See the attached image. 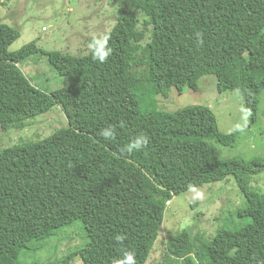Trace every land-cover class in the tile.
<instances>
[{
  "label": "trees",
  "instance_id": "16d2710c",
  "mask_svg": "<svg viewBox=\"0 0 264 264\" xmlns=\"http://www.w3.org/2000/svg\"><path fill=\"white\" fill-rule=\"evenodd\" d=\"M134 8L145 15L144 25ZM105 34L113 53L101 64L91 51L42 50L36 41L10 51L21 30L0 22L1 128L27 127L57 104L70 124L40 141L0 150V264H19L32 242L83 222L133 179L137 198L120 205L62 264L75 256L84 264H113L125 251L146 264L175 194L229 175L245 195L239 216L249 222L221 226L211 238L182 228L166 241L168 254L178 264H264V188L253 184L264 158H215L209 139L233 146L238 131H221L208 105L166 111L158 98L173 88L197 91L201 78L214 74L220 92L240 91L254 122L264 90V0H130ZM40 51L58 72L77 78L52 92L37 87L20 62ZM109 126L116 130L111 141L100 135ZM141 134L149 140L145 148L120 152Z\"/></svg>",
  "mask_w": 264,
  "mask_h": 264
},
{
  "label": "rangeland",
  "instance_id": "374dc122",
  "mask_svg": "<svg viewBox=\"0 0 264 264\" xmlns=\"http://www.w3.org/2000/svg\"><path fill=\"white\" fill-rule=\"evenodd\" d=\"M130 6V0H0V22L20 28L21 35L11 44L10 51L36 41L42 50H59L63 53L82 56L91 50L88 47L93 37L112 30L119 11ZM144 25L145 15L134 8ZM22 70L42 90L52 92L68 86L73 78L61 74L50 63L47 54L40 51L20 62ZM159 109L175 111L193 104L210 106L215 112L219 128L225 133L238 131L236 144L223 145L209 139L214 147L215 158H264V90L260 94L258 116L252 122L238 89L220 92L217 77L207 74L200 80V89L184 93L173 88L169 97L158 96ZM70 126L63 107L59 104L45 113L30 119L24 128L3 130L0 126V150L29 141H40L62 128ZM257 175L253 184L264 188V172ZM140 193L138 182L133 179L116 188L83 222L76 221L47 239L34 241L32 248L22 252L19 264H62L74 248L86 244L87 237H94L110 220L120 205H129ZM125 195V197H123ZM244 194L233 175L225 180L207 183L175 194L168 203L165 219L158 239L146 264H178L167 251L168 238L187 228L195 236L211 238L221 226L238 228L249 222L239 216L245 205ZM44 244L43 247H39ZM35 248V249H34ZM71 264H84L75 256Z\"/></svg>",
  "mask_w": 264,
  "mask_h": 264
},
{
  "label": "clouds",
  "instance_id": "9594fccd",
  "mask_svg": "<svg viewBox=\"0 0 264 264\" xmlns=\"http://www.w3.org/2000/svg\"><path fill=\"white\" fill-rule=\"evenodd\" d=\"M111 39L110 34H103L99 37H93L88 44L89 49L92 53V59L101 64L106 63L109 57L113 53V48L109 44V40ZM123 127V125H121ZM115 128L113 126H109L104 128L100 135L106 140L115 139ZM149 143L148 137L141 134L138 135L133 141L127 144L125 147L120 149V152L131 154L133 152H138L145 148ZM184 225H181L183 228ZM117 242H123L124 237L122 235H117L115 237ZM113 264H137L135 253L132 251H125L123 253V257L121 259H117L113 261Z\"/></svg>",
  "mask_w": 264,
  "mask_h": 264
}]
</instances>
